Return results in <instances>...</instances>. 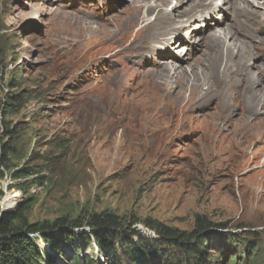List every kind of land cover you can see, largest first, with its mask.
<instances>
[{
  "label": "rangeland",
  "instance_id": "374dc122",
  "mask_svg": "<svg viewBox=\"0 0 264 264\" xmlns=\"http://www.w3.org/2000/svg\"><path fill=\"white\" fill-rule=\"evenodd\" d=\"M173 5L175 0L166 9ZM227 8L224 18L213 12L220 22L210 31L233 19V6ZM204 11L207 15L210 9ZM133 16L130 0H0V99L10 111L0 112V144L15 150L0 161V209L13 210L21 203L30 223L111 210L129 221L151 218L181 230H190L198 213L225 225L213 230L220 241L210 250L213 264H243L257 248L264 257V142L233 138L243 123L254 124L264 113H246L242 105L224 112L214 97L187 107L181 95L171 99L167 112L151 113L144 111L148 103L142 93L130 105L139 110L136 117L110 107L100 97L116 95L117 78L138 82L135 72L158 67L170 56L181 58L185 47L190 54L182 65L196 66L198 60L197 67L205 71L207 52L212 53L207 42L198 46L197 36L185 35L187 27H182L178 32L186 40L171 41L177 45L170 55L159 57L151 45L144 61L128 57L127 46L141 25L132 27ZM154 16L155 11L148 19ZM86 18L101 25L95 44H88L92 36L86 31L76 30V21ZM201 26L206 37L208 30ZM253 34V41L237 35L256 47L252 65L264 61V43L257 45L264 27ZM260 76L254 89L264 86ZM91 88L95 92L89 96ZM234 90L242 87L236 84ZM219 122H225L220 131L214 128ZM5 127L13 138L4 136ZM21 167L30 174L14 177ZM135 227L139 237L155 238L141 223ZM114 244L122 256L123 242ZM95 251L84 249L87 255ZM97 254L102 261V251ZM154 261L148 264H158Z\"/></svg>",
  "mask_w": 264,
  "mask_h": 264
},
{
  "label": "bare ground",
  "instance_id": "6f19581e",
  "mask_svg": "<svg viewBox=\"0 0 264 264\" xmlns=\"http://www.w3.org/2000/svg\"><path fill=\"white\" fill-rule=\"evenodd\" d=\"M130 1L131 10L134 11L131 25L132 27L141 25L137 27L139 32L135 40L132 39L133 42L127 46V50L131 53L128 57L137 55L136 58L144 61V53L147 51V47H151V45L159 57L170 55V49L176 46L179 41L186 40L185 33H191L190 36L196 35L198 46L207 42L212 47V53L207 52L209 60L205 65V71H202L204 67H197L200 64L198 60L195 62L196 66L192 64L182 65L183 61L189 59L190 54L188 47H185L180 50L183 57L176 58L175 56L174 58L170 56L169 61L167 59L159 60L161 64L158 67H151L144 73L135 72L132 77H141L138 82L117 78L115 81L117 85L116 95L108 96V98L106 95H102L101 100H107L110 107L120 108L125 113L132 111L131 114L134 116L139 110L130 107L132 98L141 93L143 96H147L148 104L144 106V111L151 113L167 112L171 99L177 95L182 96L186 104L181 103L187 107L209 97H214L224 112H230V108L234 105H242L246 113H264V98L261 96L264 86L261 85L262 87L258 90L253 87L254 84L261 81L260 75H264V61L258 64H250V56L255 54L253 52L256 47L252 45L250 48L247 41H241L237 36L241 34L252 41L255 39L252 38L253 31L264 27V0H187L189 1L188 4L183 7L180 6L186 0H175V5L171 6L170 10H167L166 6L171 0ZM218 1H220L219 4H217ZM228 5L234 8L232 11L234 13L233 19L231 21L229 19L225 26L210 31L214 25L220 22L218 17L215 18L216 15L213 12H220L224 18L226 15L222 11H228ZM205 9H210L207 15H204ZM154 11V19H148L149 14ZM197 13L198 15H196ZM242 18L243 20H241ZM194 19H198L200 22L192 24ZM79 21L80 28L76 26ZM76 22L77 31L82 29V31L87 32V35L92 36L89 38L88 44L93 42L95 44L94 35L100 30L101 25L93 26L92 23L96 22H92L89 18L86 20L78 19ZM202 24L208 30L206 37L201 32ZM182 27H187V30L184 31L183 35L181 32L180 35L178 29ZM102 38H99L98 41ZM173 40H176L177 43L170 45ZM262 43H264V36L257 40V45ZM164 49L166 51L161 53L160 51ZM252 67L256 71L252 70ZM239 77H245L246 81ZM236 84H240L242 87L241 92L234 90ZM94 89L91 88L86 91L87 95L92 96L95 92ZM128 95L130 96L128 97ZM120 98L123 100L121 101ZM226 116L228 117V113ZM123 118L121 116L115 119L110 125L111 128L121 123ZM224 125L225 122H219L214 124V128L220 131ZM242 125V132L233 136L235 140L242 143L264 142L263 118L255 120L254 124L247 121L245 125L244 123ZM215 140L214 138L213 141Z\"/></svg>",
  "mask_w": 264,
  "mask_h": 264
},
{
  "label": "trees",
  "instance_id": "16d2710c",
  "mask_svg": "<svg viewBox=\"0 0 264 264\" xmlns=\"http://www.w3.org/2000/svg\"><path fill=\"white\" fill-rule=\"evenodd\" d=\"M7 104L0 99L1 113L10 112L5 108ZM5 128L4 136L13 138V131ZM13 153L15 150L7 143L0 144V161ZM29 174L30 169L21 167L14 177ZM24 211L21 203L13 210L0 209V264H57L58 260L62 264H148L154 260L158 264H213L216 257L210 250L220 244L213 230L225 228L224 224L213 223L198 213L193 227L181 230L151 218L129 221L111 210H85L75 218L60 217L52 223H30ZM135 223H141L155 238L139 237ZM119 240L123 242L122 256L114 244ZM88 246L96 254L84 253ZM257 249L243 264H264V257ZM98 250L102 251V261L96 257Z\"/></svg>",
  "mask_w": 264,
  "mask_h": 264
}]
</instances>
